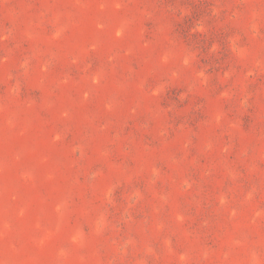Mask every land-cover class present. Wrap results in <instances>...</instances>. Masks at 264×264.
<instances>
[{
	"label": "rangeland",
	"instance_id": "374dc122",
	"mask_svg": "<svg viewBox=\"0 0 264 264\" xmlns=\"http://www.w3.org/2000/svg\"><path fill=\"white\" fill-rule=\"evenodd\" d=\"M0 264H264V0H0Z\"/></svg>",
	"mask_w": 264,
	"mask_h": 264
}]
</instances>
